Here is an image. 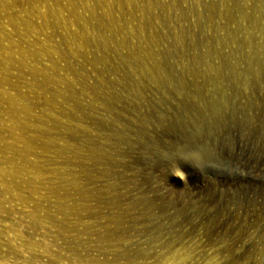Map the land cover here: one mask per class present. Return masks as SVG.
I'll list each match as a JSON object with an SVG mask.
<instances>
[{
  "label": "rangeland",
  "instance_id": "374dc122",
  "mask_svg": "<svg viewBox=\"0 0 264 264\" xmlns=\"http://www.w3.org/2000/svg\"><path fill=\"white\" fill-rule=\"evenodd\" d=\"M0 264H264V0H0Z\"/></svg>",
  "mask_w": 264,
  "mask_h": 264
},
{
  "label": "bare ground",
  "instance_id": "6f19581e",
  "mask_svg": "<svg viewBox=\"0 0 264 264\" xmlns=\"http://www.w3.org/2000/svg\"><path fill=\"white\" fill-rule=\"evenodd\" d=\"M1 1H4V0H1Z\"/></svg>",
  "mask_w": 264,
  "mask_h": 264
}]
</instances>
